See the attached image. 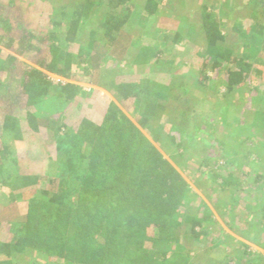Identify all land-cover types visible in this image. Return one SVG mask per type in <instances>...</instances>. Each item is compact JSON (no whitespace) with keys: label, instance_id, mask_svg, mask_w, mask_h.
<instances>
[{"label":"trees","instance_id":"16d2710c","mask_svg":"<svg viewBox=\"0 0 264 264\" xmlns=\"http://www.w3.org/2000/svg\"><path fill=\"white\" fill-rule=\"evenodd\" d=\"M34 1H27V5H34ZM104 1L110 9L100 15L97 7ZM130 1L61 0L59 7L47 17H43L42 12L38 13L40 18L34 25V20L26 21L18 14V18L12 17L10 10L16 6V0H0V86L7 81L13 86L24 118L31 127L49 130L54 139L52 156L56 161V180H52L54 187L39 188V174L31 170L25 156L23 160L19 154L25 153L27 147L18 130V117L7 114L3 117L0 187L12 201L29 195L26 201L29 215L23 226L12 232L15 233L12 237H0V264H12L10 257L28 247L26 239L31 237L32 232L35 236L38 233H43V237L49 235L47 239H39L43 244L52 240L44 251L61 256L66 252L68 258L65 264H264V256H253L243 242H239L240 247L244 248V254H251V257L238 258L232 253L223 260L208 262L207 254L201 252L200 261L190 262L187 261L189 248L183 254L176 250L169 252L177 243L179 248V243L189 236L210 235V221L216 222L213 214L204 209L202 214L181 213L179 205L184 203L183 197H187L185 180L113 101L107 102V105L89 106L90 109L79 101L80 110L74 114L76 118L68 121L72 108L76 109L69 104L81 95L80 88L69 81L55 82L50 74L65 79L78 75L91 76L106 64L107 48H115L120 36L125 35L130 27L138 33L134 36V31L131 32L134 36L130 41L131 48H137V52L145 51L142 43L149 38L148 18L156 11L159 0H143L137 6L136 2L133 5ZM206 9L204 5L198 29L191 25L187 30L188 34L194 28L204 38V47L193 48L198 56L201 83L205 84L223 69L225 93L255 91L258 84H264V47L255 42L257 33L261 36L264 32V21H257L243 29L236 24V30L245 38L237 51L224 45L221 19ZM41 17L47 20L46 23ZM174 38L181 40L180 32H176ZM209 69L214 73L209 75ZM107 84L116 102L129 114H134L136 106L139 107L137 104L143 103L145 110L139 115L142 127L149 125L148 119L155 109L163 111L166 108L165 104L147 98L138 101L139 89L130 81L111 77L107 79ZM160 86L163 90L164 85ZM263 97L264 93L260 99L252 96L251 102L263 100ZM50 99L53 105L48 103ZM262 105L251 109L248 114L251 120L247 122L245 133H252L250 129L258 122L264 127ZM194 109L185 104L178 113L180 119H188L189 114H195ZM48 112L54 116L50 118ZM168 125L171 130L172 124ZM174 128L173 136L164 142L168 144L170 140L180 148L184 145L178 140L179 134ZM193 134L199 135L197 132ZM157 136L153 138L160 142ZM241 142L252 144L255 139L248 135ZM160 144L164 150L170 148ZM259 150L263 151L264 145L259 144L253 152H247V157L261 159ZM208 162L201 166L208 169L206 174L215 177L211 180V192L218 188L220 193L227 188L241 192L237 203L224 199L220 206L215 203L222 215L229 210L232 222L225 221L227 226L234 229L249 223L250 228H244L242 232L264 235V197L253 216H241L240 210L254 207L245 203L250 195H246V189L239 186L241 176L235 170L239 162L225 158L214 167ZM221 168L226 172H217ZM252 175L254 185H264V170H257ZM252 189L251 197H257L256 187ZM208 196L211 197V194ZM181 224H184L183 230ZM209 241L208 246L212 248L214 243L211 239ZM32 246L36 248L40 245L34 242Z\"/></svg>","mask_w":264,"mask_h":264},{"label":"rangeland","instance_id":"374dc122","mask_svg":"<svg viewBox=\"0 0 264 264\" xmlns=\"http://www.w3.org/2000/svg\"><path fill=\"white\" fill-rule=\"evenodd\" d=\"M16 1V6L10 10L12 17L15 16L16 19L19 15V18L24 17L26 21L27 19L34 20V25L36 19L40 18L38 15L41 12L43 17H47V14L59 7L61 3V0H35L34 5L28 6L27 1L29 0ZM255 1H258L257 5ZM130 2L133 5L136 2L137 6L143 0H131ZM106 3L105 1L101 2L100 6L97 7L98 12H101L100 15L103 14V11L106 12L107 9H110ZM20 5L23 7L21 8ZM204 5L207 7L206 10H211L215 16L220 17V29L225 35L224 45L237 51L241 49L245 38L241 37L240 32L236 30V24L243 29L257 21H264V0H159L156 11L148 18V24L152 26V29L147 26L149 38L145 40V43H142L145 51L137 52V48H133V46L131 48L130 41L138 33L136 29L130 27L125 35L120 36L115 48L112 46L107 48L109 54L106 57V64H103L104 67L96 70L91 76L78 75L73 79H65L50 74V77L55 82L69 81L80 88L81 95L75 98L74 103L69 104L76 109L72 108V115L68 117V121H74L76 118L74 114L75 111L80 110L77 105L79 101L85 103L88 108L113 101L126 113L130 121L140 128L144 135L148 136L149 140L168 158L170 164L185 180L184 188L187 187L185 189L187 197H183L184 203L179 205L181 213L183 211L186 214L196 215L206 211L213 214L216 222L210 221L208 227L210 235L189 236L188 239L179 243V248L177 243L175 248L172 246L169 252L176 250L179 254H183L187 250L186 248H189L187 261L190 262L200 261L201 252L207 254L208 262L212 259L217 261L221 258L223 260L232 253L238 258L251 257V254H244V248L240 247L239 242H243L248 245L247 249L253 253V256H258V254L264 256V235L258 236L256 233L253 235L248 231L242 232L244 228H250L249 223L242 224L243 226L240 228H229L225 222L230 221L229 210H226V214L222 215L220 208H217L222 199L229 203L239 202L241 192L234 191V188H227L223 193L218 191L219 188L216 190L218 192H211V180L215 177L213 174H206L208 169L205 170V167L201 166L208 160V164L214 167L225 158L226 160L233 158L239 162L238 166L235 167V170L238 171L237 174L241 176L242 183L239 186L246 189L245 194L250 195V198L246 199L247 201L243 200L250 207H254L253 209L240 210L241 216H253L259 207V201L264 197V185H254L251 182L253 180L252 174L257 170H264V150L258 151V153L261 152V159L249 158L246 153L253 152L259 144L264 145V127L258 122L250 129L252 133L245 132L247 122L251 120L248 116L251 109L254 106L260 108L261 103H263L262 108H264V97L263 100L251 102L252 96L256 99L261 98L264 93V84L261 82V85L258 84V89L250 93L245 92V90L225 93V86L222 83L224 80L223 69L205 84L201 83L198 72V56L193 52V48L195 46L204 47L202 33L199 34L195 31L200 24ZM46 21L42 19L43 23ZM191 25H195L196 29L193 28V31L187 34ZM135 28H138L137 25ZM133 31L134 36L131 34ZM176 32H180L181 40L179 41L174 38ZM257 35L258 38L255 42H259V47H264V32L261 36ZM254 43L252 44L256 45ZM151 46L153 49H150ZM212 72L213 70L209 69L207 73L211 75ZM111 77L130 81L137 86L140 92L137 97L138 101L147 98L156 103L165 104L166 108L163 111L155 109L154 114L148 119L149 125L145 124L146 126L142 127L139 123V115L143 114L145 106L143 103L137 104L139 107L136 106L137 111L135 110L134 114H129L127 110H124L107 89V79ZM160 84L164 85L163 90L161 86L158 87ZM12 88L13 86L8 84V81L0 86V133L4 132L1 125L6 114L18 117L20 122L18 130L21 132L27 147L25 153L19 154L22 159L25 156L30 169L39 174L38 187L52 189L55 184L52 180H56V161L52 156L54 139L48 129L35 130L25 120L22 108H20L19 96ZM144 88L146 91H151L146 92ZM50 100L48 103L52 104L53 100ZM185 104L189 107H195L193 110L195 114H189L190 118L188 117V119H180L178 113ZM92 113L95 114L94 111ZM48 114H50V118L54 116H52V112H48ZM168 124H172V129L175 127V133L179 134L178 140L184 146L177 148L175 143H171L170 140L168 144L164 142L174 133L172 129L169 130ZM193 132H197L199 135H195ZM247 134L250 135L251 139H255V142L252 144L241 142V139L248 136ZM155 135H158L160 142L154 140ZM160 143L170 147L166 149L168 152L163 149ZM130 158L128 157V159ZM217 172H226V170L221 168ZM252 187H256L255 195L257 197H251L250 191L254 192ZM210 194L211 197L208 196ZM28 196L27 194L22 195L21 199L12 201L0 187V237L3 239L12 237L15 234L12 232H16L15 230L21 228L22 224L28 220L29 213L26 202ZM221 210L223 211V208ZM178 213V217H180V211ZM180 227L183 230L184 224H181ZM28 228L31 230L30 226ZM42 235L43 233H38L35 236L32 232L31 237L26 239L28 247H25L22 253H14L10 257L12 264H65L68 254L65 252L61 256L58 253L51 255L46 253L44 249L51 245L52 240L49 239L43 244L39 239H47L49 235L47 237ZM210 239L214 243L212 248L208 246L210 243H207ZM34 242L35 245L39 243L40 246L33 247Z\"/></svg>","mask_w":264,"mask_h":264}]
</instances>
